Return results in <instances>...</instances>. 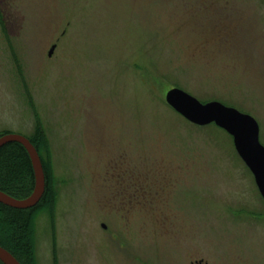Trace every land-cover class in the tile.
<instances>
[{
    "label": "rangeland",
    "instance_id": "obj_1",
    "mask_svg": "<svg viewBox=\"0 0 264 264\" xmlns=\"http://www.w3.org/2000/svg\"><path fill=\"white\" fill-rule=\"evenodd\" d=\"M174 87L264 146V0H0V135L36 140L52 190L31 264H264L252 173Z\"/></svg>",
    "mask_w": 264,
    "mask_h": 264
},
{
    "label": "water",
    "instance_id": "obj_2",
    "mask_svg": "<svg viewBox=\"0 0 264 264\" xmlns=\"http://www.w3.org/2000/svg\"><path fill=\"white\" fill-rule=\"evenodd\" d=\"M54 46L49 52L52 53ZM166 103L192 124H214L226 131L233 140L234 148L253 175L255 185L264 200V146L259 141V126L249 114L226 106L218 101L202 103L180 88L165 93ZM11 142L21 144L27 151L34 174V187L25 198H14L0 191V203L16 209L35 207L45 191V176L39 154L30 140L22 135L5 133L0 136V147ZM2 264H21L8 250L0 246Z\"/></svg>",
    "mask_w": 264,
    "mask_h": 264
},
{
    "label": "trees",
    "instance_id": "obj_3",
    "mask_svg": "<svg viewBox=\"0 0 264 264\" xmlns=\"http://www.w3.org/2000/svg\"><path fill=\"white\" fill-rule=\"evenodd\" d=\"M27 138L36 148L44 170L45 191L43 196L35 207L25 210L0 203V237L5 238V241L0 238V246L8 250L21 264H31L33 260L32 220L34 213L52 203L50 176L42 161L40 147L35 139ZM33 187L32 164L25 148L16 142L1 146L0 191L22 199L30 195ZM2 233L3 236H1Z\"/></svg>",
    "mask_w": 264,
    "mask_h": 264
}]
</instances>
